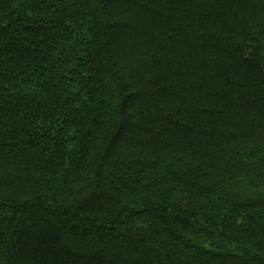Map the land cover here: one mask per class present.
I'll use <instances>...</instances> for the list:
<instances>
[{
  "label": "trees",
  "instance_id": "obj_1",
  "mask_svg": "<svg viewBox=\"0 0 264 264\" xmlns=\"http://www.w3.org/2000/svg\"><path fill=\"white\" fill-rule=\"evenodd\" d=\"M0 264H264V0H0Z\"/></svg>",
  "mask_w": 264,
  "mask_h": 264
}]
</instances>
